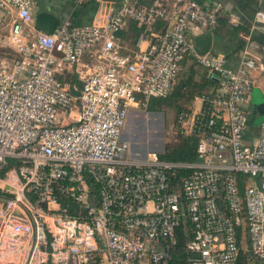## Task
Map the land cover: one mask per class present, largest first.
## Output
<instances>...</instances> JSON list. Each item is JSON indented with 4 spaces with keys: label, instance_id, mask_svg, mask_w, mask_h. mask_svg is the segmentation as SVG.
Wrapping results in <instances>:
<instances>
[{
    "label": "built area",
    "instance_id": "1",
    "mask_svg": "<svg viewBox=\"0 0 264 264\" xmlns=\"http://www.w3.org/2000/svg\"><path fill=\"white\" fill-rule=\"evenodd\" d=\"M35 1L0 0L13 50L0 59V264H237L243 251L264 264V119L245 138L257 59L243 50L233 66L190 37L235 16L219 2L98 0L90 23L47 33ZM129 21L145 27L131 53ZM186 59L216 81L176 118L195 159L130 154V110L168 96Z\"/></svg>",
    "mask_w": 264,
    "mask_h": 264
},
{
    "label": "crops",
    "instance_id": "2",
    "mask_svg": "<svg viewBox=\"0 0 264 264\" xmlns=\"http://www.w3.org/2000/svg\"><path fill=\"white\" fill-rule=\"evenodd\" d=\"M138 3L147 0H134ZM201 3L219 2L227 13L235 16L237 23H230L227 16H220L218 23L210 32L212 35L209 53H221L227 58L230 65L235 66L239 60V55L243 50H247L254 55L257 59V68L252 71V76L255 80V87L260 89L264 94V0H198ZM103 6L101 1L86 0L77 3V0H36L34 11L48 10L56 15L60 21L63 19H71L75 24L90 23L99 7ZM8 20L7 15L0 11V28ZM9 25V22H7ZM156 24L148 28L150 31L146 35L149 37L151 33L160 32L156 29ZM127 26V25H126ZM124 27L122 34H119L121 48L124 52L131 53L136 49L135 37L129 27ZM152 26V25H151ZM9 30V28H8ZM204 32L201 29L190 32V37L194 39L195 36ZM148 44V38L141 42V47ZM200 46L198 49L200 50ZM206 69L196 64L192 59H186L183 62L182 71L178 77L177 83L180 78L190 80L188 84L205 85ZM192 75V77H189ZM213 86H206L204 92H210ZM199 95V94H198ZM192 98L191 106H199V101H194ZM191 100V99H190ZM189 106V107H191ZM249 117L253 118V122L249 121L248 131L246 134V141L253 143L258 134V117L251 114L252 103L248 105Z\"/></svg>",
    "mask_w": 264,
    "mask_h": 264
},
{
    "label": "rangeland",
    "instance_id": "3",
    "mask_svg": "<svg viewBox=\"0 0 264 264\" xmlns=\"http://www.w3.org/2000/svg\"><path fill=\"white\" fill-rule=\"evenodd\" d=\"M7 22L9 19L0 28V59L9 58L13 54ZM69 77L71 78V73H68L66 80ZM192 98L185 100L178 97V101L170 97L156 110L147 108L130 110L123 130V138L129 144V153L141 158L151 151L161 154L166 148L177 146L182 140L176 128L178 107L189 108Z\"/></svg>",
    "mask_w": 264,
    "mask_h": 264
},
{
    "label": "trees",
    "instance_id": "4",
    "mask_svg": "<svg viewBox=\"0 0 264 264\" xmlns=\"http://www.w3.org/2000/svg\"><path fill=\"white\" fill-rule=\"evenodd\" d=\"M156 24V29L154 30H160L163 31L165 28V22L161 21V20H156L153 25ZM129 27V29L133 32V36L135 37V40L137 38V36L139 35L140 32H142L143 30H145V27H138L135 22L133 21H129L127 26ZM124 29H122L119 34H122V31ZM160 31V32H161ZM150 31L146 30V33H148ZM207 72V70H206ZM206 79H205V85H196V84H188L187 82L190 83V80H186L185 78H180L179 83H176L174 90L166 97H158V98H152L150 100V102L147 105V109L148 110H156L158 109L161 104H163L164 102H167V100L171 97L173 98V100L175 99H191L194 95H210V92H204V88H206V86H213V88L216 85V81L213 77L208 75V72L206 74ZM192 77V75H189L190 78ZM178 99V101H179ZM178 114L180 111L184 110V108L178 107ZM177 114V116H178ZM249 121L253 122V118L250 116L249 117ZM180 134V133H179ZM181 142L175 146L172 147L171 149L166 148L164 150L163 153L159 154V157L162 159H167V160H172V161H189V160H193L195 159V146H196V142H197V138L194 136H184L181 135ZM243 177V176H240ZM185 256V254H184ZM172 264H188L186 262V260H174L172 262ZM237 264H258L257 261L255 259H253L251 253L249 251H243L239 257V261Z\"/></svg>",
    "mask_w": 264,
    "mask_h": 264
},
{
    "label": "water",
    "instance_id": "5",
    "mask_svg": "<svg viewBox=\"0 0 264 264\" xmlns=\"http://www.w3.org/2000/svg\"><path fill=\"white\" fill-rule=\"evenodd\" d=\"M112 5L117 4L120 0H104ZM37 28L47 33H52L56 26L60 23L59 18L48 10H38L34 17ZM212 35L210 31H204L194 37L193 43L196 47L200 46V52L205 53L209 49ZM252 110L251 114L259 116L258 122L264 119V94L254 87L251 93Z\"/></svg>",
    "mask_w": 264,
    "mask_h": 264
}]
</instances>
